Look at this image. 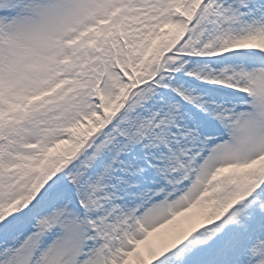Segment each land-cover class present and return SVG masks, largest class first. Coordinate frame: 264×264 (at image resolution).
<instances>
[{
	"label": "snow or ice",
	"instance_id": "6c2138e0",
	"mask_svg": "<svg viewBox=\"0 0 264 264\" xmlns=\"http://www.w3.org/2000/svg\"><path fill=\"white\" fill-rule=\"evenodd\" d=\"M0 264H264V0H0Z\"/></svg>",
	"mask_w": 264,
	"mask_h": 264
}]
</instances>
